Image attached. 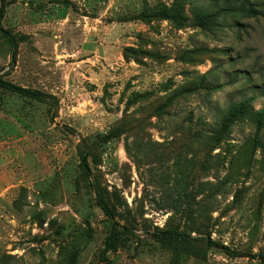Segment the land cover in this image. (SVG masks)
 <instances>
[{"label": "rangeland", "instance_id": "1", "mask_svg": "<svg viewBox=\"0 0 264 264\" xmlns=\"http://www.w3.org/2000/svg\"><path fill=\"white\" fill-rule=\"evenodd\" d=\"M241 1L7 0L0 78L41 97L0 88V264H101L113 225L111 264H264V128L220 132L264 102Z\"/></svg>", "mask_w": 264, "mask_h": 264}, {"label": "trees", "instance_id": "2", "mask_svg": "<svg viewBox=\"0 0 264 264\" xmlns=\"http://www.w3.org/2000/svg\"><path fill=\"white\" fill-rule=\"evenodd\" d=\"M6 2L7 0H0V31L4 33L6 32L1 25V19L3 18L4 15ZM232 9L233 11L239 12L247 17H255L259 14L258 10L252 4L249 3V0H242L238 6L233 7ZM179 15H180L179 10L175 9V7L172 5L162 10L161 17L163 19H171V18L177 19ZM207 17L208 14L206 12L198 10L195 13L196 25L202 27L203 24L207 21ZM0 88L11 91L13 93L25 95L27 97H33V98L41 97L38 92L23 88L11 82L5 81L1 78H0ZM240 119L249 121L250 123L255 125L257 129L264 128V102L262 103L261 107L258 109H255L253 107V105L251 104V99H245L230 103L222 113L220 132L223 134L228 133L231 124H233L235 121ZM81 165L83 166L85 171L88 170V164L84 153H82L81 156ZM98 203L101 206L104 213L110 216L111 212L108 209L107 205L104 203V201L98 200ZM162 233L170 237L184 236L183 234L175 233L171 231H163ZM118 241H119V229L116 225H113L110 230L109 236L106 238L103 248L100 252L99 259L101 264H111L108 254L116 248ZM206 243L208 245H212L220 248L222 251H224L227 254H236V252L231 250L228 246H224L222 244H217L213 242L209 236L206 237Z\"/></svg>", "mask_w": 264, "mask_h": 264}]
</instances>
